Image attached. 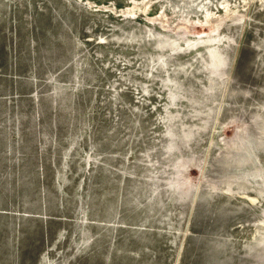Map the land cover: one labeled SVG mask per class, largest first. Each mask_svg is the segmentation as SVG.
I'll return each instance as SVG.
<instances>
[{
    "label": "rangeland",
    "instance_id": "374dc122",
    "mask_svg": "<svg viewBox=\"0 0 264 264\" xmlns=\"http://www.w3.org/2000/svg\"><path fill=\"white\" fill-rule=\"evenodd\" d=\"M0 264H264V0H0Z\"/></svg>",
    "mask_w": 264,
    "mask_h": 264
},
{
    "label": "bare ground",
    "instance_id": "6f19581e",
    "mask_svg": "<svg viewBox=\"0 0 264 264\" xmlns=\"http://www.w3.org/2000/svg\"><path fill=\"white\" fill-rule=\"evenodd\" d=\"M208 19V18H207ZM211 20V19H210Z\"/></svg>",
    "mask_w": 264,
    "mask_h": 264
}]
</instances>
